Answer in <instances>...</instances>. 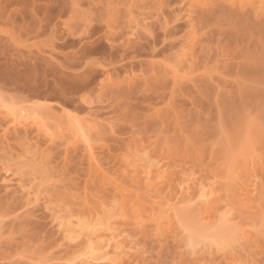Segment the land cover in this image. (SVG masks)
I'll list each match as a JSON object with an SVG mask.
<instances>
[{"label": "rangeland", "instance_id": "obj_1", "mask_svg": "<svg viewBox=\"0 0 264 264\" xmlns=\"http://www.w3.org/2000/svg\"><path fill=\"white\" fill-rule=\"evenodd\" d=\"M0 124V264H264V0H0Z\"/></svg>", "mask_w": 264, "mask_h": 264}, {"label": "bare ground", "instance_id": "obj_2", "mask_svg": "<svg viewBox=\"0 0 264 264\" xmlns=\"http://www.w3.org/2000/svg\"><path fill=\"white\" fill-rule=\"evenodd\" d=\"M0 127H1V124H0ZM2 130H3V129H2ZM3 132H4V130H3ZM2 135H3V133L0 135V149L4 148L3 146H5V145H4V141L1 139ZM7 147H8V146H7ZM7 147H6V148H7ZM7 149H8V148H7ZM0 193H1V192H0ZM18 193H19V192H17V191H13V192H12V194H13V195H12V202H13V200L18 196V195H17ZM4 195H5V193L3 194V196L0 195V207H1V206L3 207V206H4V205H3L4 203H5V205H7L8 207H9V205H10V207H11V206L14 207L13 209H15V208L17 207V205H20V207H22L21 204H20L21 201H18V198H16V199H17V202H19L18 204H17V202H15V201H14L13 203H11V202H10V200H11L10 196H11V194H9V196H6V195L4 196ZM19 195H20V194H19ZM14 196H15V197H14ZM20 196H21V195H20ZM20 196H18V197H20ZM9 198H10V199H9ZM21 198L23 199V196H21ZM8 199H9V203H8V202H5L6 200L8 201ZM19 199H20V198H19ZM20 200H21V199H20ZM6 203H8V204H6ZM10 203H11L12 205H11ZM14 204H16V205H15L16 207L14 206ZM8 207H6V208H8ZM6 208H5V209H6ZM17 209H18V207H17ZM9 212H11V210H10ZM6 213H8V212L6 211ZM28 213H29V211H28ZM26 214H27V212H26ZM30 214H31V213H30ZM17 215H18V213L16 214V216H17ZM19 215H20V214H19ZM21 215H22V218H21L22 221H16V222L14 221L16 224H17V222H20V224H19L20 226H21V222H24L25 219L28 220L26 217L23 216V214H21ZM21 215L19 216V218L21 217ZM28 215H29V214H28ZM16 216H15V217H16ZM30 216H31V215H30ZM12 217H14V216H12ZM15 217H14V218H15ZM24 218H25V219H24ZM17 220H18V219H17ZM19 220H20V219H19ZM25 222H26V221H25ZM25 222H24V223H25ZM28 223H29V221H28ZM19 225H18V226H19ZM22 225H23V224H22ZM28 225H29V224H28ZM21 227H22V226H21ZM23 227H24V225H23ZM25 227H26V226H25ZM88 230H89V229H88ZM89 232H90V231H89ZM91 233L93 234V232H91ZM86 234H87V236H90V235H91V234H89L88 232H86ZM88 234H89V235H88ZM94 234H95V233H94ZM237 253H238V252H237ZM237 255H238V254H237ZM240 255H243V254H240ZM247 256H248V255H246L245 258H244L245 261H244V259L242 258L243 256H242V257L238 256V257H240V258H238V257H237V258H238V259H241V258H242V260H237V264H238V262L241 263L240 261H242V264H246V261H248L249 264L252 263V261H251V262L249 261V260H251V259L246 258ZM235 258H236V257H235ZM235 258H234V259H235ZM234 259H233V261L235 262L236 259H235V260H234ZM234 262H233V263H234ZM253 263H254V262H253ZM253 263H252V264H253ZM234 264H235V263H234Z\"/></svg>", "mask_w": 264, "mask_h": 264}]
</instances>
